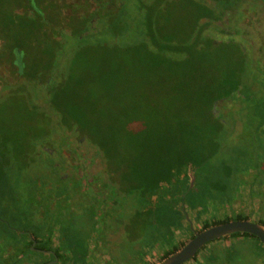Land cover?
Wrapping results in <instances>:
<instances>
[{"label": "trees", "instance_id": "16d2710c", "mask_svg": "<svg viewBox=\"0 0 264 264\" xmlns=\"http://www.w3.org/2000/svg\"><path fill=\"white\" fill-rule=\"evenodd\" d=\"M131 2L137 24L128 13ZM242 2L264 6V0H0V264L45 263L43 253L31 250L30 237L34 248L52 249L55 224L47 236L46 219L56 209H44V188L61 187L64 178L77 176L65 174V161L54 159L48 148L58 152L68 145L66 138L79 137L77 147L83 141L96 148L108 176L127 180L126 192L145 204L139 218L157 215L167 246L163 259L182 247L173 244L174 230L184 229L176 203L206 210L210 191L227 187L224 179L199 187L207 195L196 204L190 198L196 184L189 188V175H180L181 168L194 169L197 179L222 147L226 156L235 143L234 164L221 168L227 174L233 169L232 183L257 166V148L264 158V136L253 133L264 132V65L250 58L244 40L214 38L240 35L232 19L242 18ZM129 35L133 39L126 41ZM105 62L98 83L107 84L121 108H114L104 124L83 122L76 111L80 105L88 97L90 104L103 98L84 63ZM225 104L234 113L230 124L217 114ZM47 106L53 115L44 111ZM56 129L63 131L59 146L51 135ZM232 132L228 143L217 140ZM231 220L247 219L206 221L202 230ZM228 238L229 247L221 238L206 248L220 264L264 256L256 237ZM60 250L53 249L59 259Z\"/></svg>", "mask_w": 264, "mask_h": 264}, {"label": "rangeland", "instance_id": "374dc122", "mask_svg": "<svg viewBox=\"0 0 264 264\" xmlns=\"http://www.w3.org/2000/svg\"><path fill=\"white\" fill-rule=\"evenodd\" d=\"M135 5V2H131L128 13L129 16L133 18L132 21H129H131V23L137 24V18L133 17L135 12ZM238 6V15L242 14L243 16L241 19L239 17L240 20L232 19V23H236V28L240 30V35L233 37L228 35H215L214 38L217 41L235 39L236 41L240 42L239 39L244 40L247 43V46L251 48L250 58L253 61L258 60V65L263 66L264 6L261 5V7H256L247 2H242V4L240 3ZM232 23L229 24V26L227 27L228 29L233 26ZM129 27H131L130 30L132 32L136 33L134 25L131 26L129 24ZM132 32L130 34L134 35V33ZM102 37L103 40L107 38L106 35H103ZM125 39L126 41H130L131 39H133V37L129 35L126 36ZM105 64L106 62L104 63V65H90L88 63H84V65L89 68L86 70H88L93 76L94 82L102 87L101 92L103 98L102 100H98L93 104H90V99L88 97V99L85 100L86 102L80 105V109L76 111L79 115L80 120L83 122L91 123V121L88 120H92L93 122L98 123V125L104 124L107 121L108 114H110L114 108H121L120 105L114 104V102H117L113 101L114 94H109L107 84L98 83V81H100L99 79L104 75L102 72L107 70V65ZM130 72L132 75L134 74L133 69H130ZM85 85L86 83H84L83 86H80V88L83 89ZM157 86L158 83L154 82L153 89L157 88ZM159 92H164L165 95L169 91ZM83 98L84 97L82 96L81 101L83 100ZM157 98L161 99L160 103H164L165 98L161 97L160 95H157ZM170 98L172 99L171 94ZM171 99H169L168 101H172ZM120 104H124L126 106V103ZM43 109L46 113L53 115L52 109L48 108V106ZM217 114L221 118H224L225 120H223L227 122V124H230V121L232 122L235 119V117L233 116L234 113H230L229 104L222 106V108L220 105L218 107ZM56 118L59 119V116H56ZM62 132L63 131L61 129L52 130L51 132L52 137H57V139H55L57 146L61 145L60 138H62ZM232 134L234 133H222L221 139L218 138L217 140L219 142L224 141L225 143H228ZM69 140L71 141V144ZM78 141L79 137L73 136L69 137L68 139L66 138L65 142H67L69 146H61L58 149L59 151L57 153V157L65 161V174H68L70 172V175L72 177L73 172L75 174L78 168L83 178H91L99 169L103 168L101 160L102 154H96L92 149V146H89L90 144L87 143L84 144L83 141H81L80 145L77 147L76 142ZM231 146L234 147L228 148L226 156L224 154V148L222 147L218 155L208 161V164L204 168L205 173H203V175H199V177L197 176V179L194 173L191 174L190 167H187L186 171L184 168H181L179 170L180 175H183V173L186 174L187 172L190 176L191 179L189 186L191 185L193 180H195L196 182L195 184L198 191L194 193L195 195L192 194L190 196L192 202L196 201L197 204L199 198L204 200L207 194L203 192L207 190H203V192L201 190L204 188L208 189L207 186L209 185L207 184H209L211 181L215 182L216 179H224L227 187H225L223 191H217V189L211 190L210 193L213 195H207L204 204L208 201L209 207L210 209H212V205H216L221 201L218 193L226 194L224 195L225 198H223L222 200L227 199L225 202H230L229 198L235 191V184L232 183L234 181L232 180L234 171L232 169V173L227 174L224 173L221 168L222 163L232 165L236 160V155L239 153L238 143L231 144ZM65 148L67 149L66 151ZM95 150L98 151L96 148ZM76 152L78 155H76ZM106 166L107 165H105V168H107ZM212 169L215 170L212 171ZM26 171L28 170H25V172ZM75 176L78 177L77 172ZM96 177H98L99 179H103L102 181H100L96 189H99L105 195V197H97L93 199V205L89 207H84L82 205V202H79L84 199V196L80 193V188L83 187L81 186L82 182L79 185L77 181H65L61 185V187L50 186L49 188H44L46 192L44 193L43 197L45 200H47H44L46 203L44 205V209L46 208L48 212L50 208H52V210L56 209L53 211V213H49L46 219V223L49 225L47 227V236L51 235L49 232L51 231L50 227L55 224L54 231H51L55 234H52L53 237L50 239V241L52 243L57 242L58 247L65 250V257L63 259H60V263L76 264L71 255L80 254L81 256L77 264H92V262L94 264H140L144 257L151 256V252H154L155 248H157L161 244H164L163 238L165 236V232L162 228V225L157 220V215H152L153 217L151 219L143 215L141 219H139L138 216H135V211H143L145 204L138 199V196H136L135 193L129 195L128 193L119 192L120 187H123V185L120 184V182L114 183L108 180V176L103 175L102 172H98ZM113 178L119 180L117 177ZM199 187L202 189L200 190ZM63 193H66L67 195H63ZM103 201L105 203H103ZM107 202L109 204H107ZM202 207L197 208L202 209ZM228 210L220 209L215 212L211 218H208V215L205 217H207V219L211 221L212 219H223L225 213H227L228 215H236L239 213L249 214L252 218H256L257 216V214L253 215V213H251L252 204L249 201L246 192H243L241 198H239L237 202L232 204ZM55 212L57 213L58 217H56V214H54ZM156 212L157 211H155V213ZM205 217L202 218L205 219ZM202 218H200L201 221ZM104 226H107L109 231L107 229H104ZM112 232H114V235L111 236H113L114 239H110L108 244H102V236H106V233H108L110 237V234H112ZM177 241L178 244L185 245L189 241V239L187 238V236L177 234ZM216 242L205 245V248L201 249L198 253L202 252L206 248H209L211 244L214 245V243ZM229 243L230 240H226L221 244H225L226 246H228ZM233 246L240 247L238 243L234 244V242ZM209 252L211 257H206L207 255H205L204 259L199 264H220L221 259L215 258L214 255H212V252H214V250ZM160 257L161 254H155L147 258V262L160 264L162 263ZM189 263L190 261L185 264ZM232 264H264V262H260L258 260L252 261L251 259L249 260L245 255H243L239 260H236L235 263Z\"/></svg>", "mask_w": 264, "mask_h": 264}, {"label": "flooded vegetation", "instance_id": "af4514ba", "mask_svg": "<svg viewBox=\"0 0 264 264\" xmlns=\"http://www.w3.org/2000/svg\"><path fill=\"white\" fill-rule=\"evenodd\" d=\"M77 2H78V0H77ZM93 9H94L93 6H91L89 8V10H93ZM94 22H96V18H94ZM225 105H228V104H225ZM221 108H222V106H221ZM253 133L260 134L261 136H264V132L254 131ZM92 149L94 150V152L96 154H100V153H98V151L95 150V148L92 147ZM66 150L67 149H65V151ZM48 153L52 157L54 156V157L58 158L57 157V153L58 152H56V150H50L48 148ZM259 153H260L259 148H257L256 155H254L257 166L254 165V167H252L248 171L247 174L238 176L239 178L238 177L235 178V180L236 181L238 180V182L236 183V186L234 188L235 191L233 192L232 197L229 200L230 201L229 203L225 202L227 199L226 200H222L223 198H225L224 195H226L224 193H220V194L218 193L219 197L221 198V201L218 204H216V205H212L213 206L212 209H210L209 204L206 205V210H203V209H200V208H196V209L195 208H191L189 205L184 204V203H178V202L176 203V209L180 210V212H181V214L183 216L182 224H183V228L184 229H182V230H178V229L174 230V232H173V239H174L173 240V244L174 245L181 246L180 244L177 243L178 242L177 241V234H182L184 236H187V238L190 240L194 236V233L202 231V226H203L204 222H206V221L210 222V220L207 219V217H205V216L208 215L209 216L208 218H211L213 216V214L215 212H217L218 210H220V209L228 210L229 207H231L232 204H234L235 202H237V200L239 198H241L243 192H246V194H247V196L249 198V201L252 204L251 213H253V215L257 214L256 218H252L251 215L243 214V213H239V214H236V215H234V214L233 215H228L227 213H225L224 218L228 217V218H233L234 219L235 216L241 215V216H243V217H245L247 219L245 221H250V222L256 223V224H258V225H260V226H262L264 228V158H262L259 155ZM76 154H77V152H76ZM70 157H72V156H70ZM101 160H102L103 168L99 169L93 175V177H91V178H83L82 175L80 174L78 168H77V171H76L78 173V177L71 178V179L64 178L65 181H77L79 183V185L82 182L81 186H83V187L80 188V193L84 196V199H82L79 202H82V205L84 207L92 206L93 202H94L93 199H95L97 197H101V198L105 197V195L99 189H96V187H98L100 181L103 180V179H99L98 177H96L98 172H102L103 175H107L108 176V173L105 172V169H106L105 168V162L103 161V158H101ZM63 166H64V164H63ZM64 168H65V166H64ZM70 169H71V167H70ZM192 173H194V169L191 170V174ZM189 178H190V176H189ZM104 179H106V178H104ZM108 180H110V181H112L114 183L115 182H117V183L120 182V184H122L123 187H120L119 192L127 193L126 192V187H125V186L129 185V184L125 185L127 180H122V179L116 180L115 178L110 177V176H108ZM189 184H190V181H189ZM194 185H195V180L193 181L192 186L190 185L189 188L190 189L193 188ZM128 194L131 195L130 193H128ZM222 195H223V197H221ZM103 203H105V202L103 201ZM107 204H109V203L107 202ZM140 212L141 211H135V216H137V214L140 213ZM202 217H205V219L202 218ZM200 218H202V221L200 220ZM139 219H141V217ZM215 220H219V219H212L211 221H215ZM188 228H189V230H188ZM104 229H107L109 231L107 226H104ZM108 233H106L107 234L106 236H104V235L102 236V239H103L102 240V244H105V243L108 244L110 239L111 240L114 239L113 236H111V235H114V232H112V234H110V237H109ZM229 236L223 237L226 240H230V243H229L228 247L230 246V244L232 242V240L230 238H228ZM32 239L33 238L30 237L31 241H32ZM226 240H224V242ZM53 243H52V249L51 250H41V249L34 248V246L36 245V241H35V245L33 246L34 249H31V250H36V251L41 252V253H43L45 255L46 261H45L44 264H61L60 263V259L56 256V254L53 251L54 248L58 247V244H57V242H53ZM260 244H262V243H260ZM223 245L226 246L225 244H223ZM262 245H264V244H262ZM166 250H167V246L161 244L160 246L155 248L154 252H151L152 253L151 256H153L155 254H161L160 258H161V261H163L164 260L163 259L164 258V253H165ZM64 251H65L64 249L60 250V255H62V257H61L62 259L65 257ZM207 251L208 250L205 249L202 252L197 253L195 255V257L190 260L189 264H199V263H201V261L204 259L205 255H206ZM80 256H81L80 254H77V256L75 254L71 255V257L74 259L76 264L79 261ZM151 256L144 257L143 260L140 262V264H156V263L147 262V258H149ZM85 259H87V258H85ZM258 261L264 262V256L260 257L258 259ZM92 264H94V263L92 262Z\"/></svg>", "mask_w": 264, "mask_h": 264}, {"label": "water", "instance_id": "95a60500", "mask_svg": "<svg viewBox=\"0 0 264 264\" xmlns=\"http://www.w3.org/2000/svg\"><path fill=\"white\" fill-rule=\"evenodd\" d=\"M235 233L250 234L256 237L260 243L264 244V228L262 226L250 221L232 220L210 226L200 232L194 233V236L185 245L164 259L160 264H185L193 259L208 243ZM34 245L35 241L32 239L31 249H34Z\"/></svg>", "mask_w": 264, "mask_h": 264}]
</instances>
